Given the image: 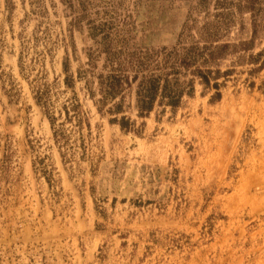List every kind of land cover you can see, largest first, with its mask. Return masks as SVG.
I'll list each match as a JSON object with an SVG mask.
<instances>
[{
	"label": "rangeland",
	"instance_id": "1",
	"mask_svg": "<svg viewBox=\"0 0 264 264\" xmlns=\"http://www.w3.org/2000/svg\"><path fill=\"white\" fill-rule=\"evenodd\" d=\"M244 3L0 0V264H264V29ZM208 44L229 46L202 67L219 75L177 108L139 116L134 86L101 103L107 52Z\"/></svg>",
	"mask_w": 264,
	"mask_h": 264
},
{
	"label": "trees",
	"instance_id": "2",
	"mask_svg": "<svg viewBox=\"0 0 264 264\" xmlns=\"http://www.w3.org/2000/svg\"><path fill=\"white\" fill-rule=\"evenodd\" d=\"M243 8L250 11L253 17V33L259 26L256 20H261V27L264 29V8L262 0H244ZM242 45L247 46L243 43ZM228 44L212 46L211 44L191 45L177 49L175 47L155 52H139L126 54L121 59V53L107 52L106 61L110 63V71L106 75H99L100 92L103 95L101 103L106 99L114 100L120 96L124 89L135 87V108L138 115H148L155 105H165L172 109L177 108L184 95L193 93V78H199L207 87L211 80L215 81L219 75L218 71L212 72L202 67L221 59ZM115 65V66H114ZM214 74V76H212ZM186 75L191 79L184 80ZM227 75V74H225ZM215 89L212 100L218 101L220 93L218 84H211ZM114 112H121L120 104L114 105ZM113 122L117 120L113 119ZM121 129H129L130 123L125 117L118 122Z\"/></svg>",
	"mask_w": 264,
	"mask_h": 264
}]
</instances>
